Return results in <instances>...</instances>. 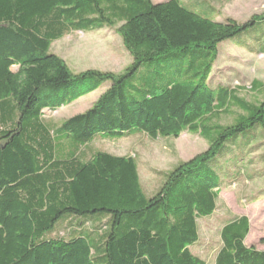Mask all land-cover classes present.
Here are the masks:
<instances>
[{"label": "trees", "instance_id": "trees-1", "mask_svg": "<svg viewBox=\"0 0 264 264\" xmlns=\"http://www.w3.org/2000/svg\"><path fill=\"white\" fill-rule=\"evenodd\" d=\"M105 27L130 55L122 73H74L50 52ZM224 43L264 55V15L216 21L179 0H0V264H209L193 249L199 221L264 148V99L210 86ZM103 84L83 113L43 118ZM133 129L150 139L187 131L208 148L153 169L149 190L135 157L94 143ZM249 230L244 215L223 220L211 264H264V249L244 243Z\"/></svg>", "mask_w": 264, "mask_h": 264}, {"label": "rangeland", "instance_id": "rangeland-1", "mask_svg": "<svg viewBox=\"0 0 264 264\" xmlns=\"http://www.w3.org/2000/svg\"><path fill=\"white\" fill-rule=\"evenodd\" d=\"M157 3L163 0H152ZM187 6L216 21L233 19L249 20L254 15H264V0H179ZM207 8H210L207 9ZM50 52L62 57L74 73L88 69L122 73L131 58L121 44L115 28L105 27L95 32H76L52 42ZM15 69V68H13ZM210 86L221 85L236 89L237 95L251 103L264 99V55L252 54L245 49L224 43L210 74ZM71 85V84H70ZM103 84L97 90L79 98L58 110L42 111L44 119L55 123L83 113L89 109L104 91ZM237 110L222 115L219 123L229 124ZM251 140L250 143H252ZM98 148L112 154L131 155L136 158L143 187L151 190L157 179L152 170L166 171L179 161H187L208 148L207 141L198 134L187 131L178 137L150 139L133 129L121 138L107 137L95 141ZM261 144V143H260ZM264 148L251 152L243 160L240 180L221 187L217 207L213 215L199 221L200 242L193 249L211 264L213 251L218 244V232L223 220L244 215L250 224L244 241L246 246L264 249Z\"/></svg>", "mask_w": 264, "mask_h": 264}]
</instances>
